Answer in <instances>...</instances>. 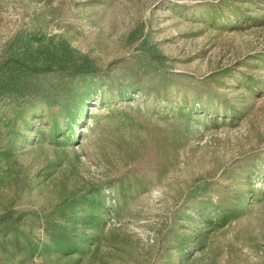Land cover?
<instances>
[{"label": "rangeland", "instance_id": "374dc122", "mask_svg": "<svg viewBox=\"0 0 264 264\" xmlns=\"http://www.w3.org/2000/svg\"><path fill=\"white\" fill-rule=\"evenodd\" d=\"M217 1L0 0V264H264V0Z\"/></svg>", "mask_w": 264, "mask_h": 264}, {"label": "trees", "instance_id": "16d2710c", "mask_svg": "<svg viewBox=\"0 0 264 264\" xmlns=\"http://www.w3.org/2000/svg\"><path fill=\"white\" fill-rule=\"evenodd\" d=\"M235 1L240 2V3L246 2V0H235ZM202 5L204 6V12H206V14L213 15L211 18L212 21H215L216 18H219V17L221 18L228 17L223 7L224 5L228 7V11H229L228 13H229V16L231 17V20L233 21L235 19L236 23L233 25L236 27L250 25V23H254L257 20L256 17L246 14V9H244L243 6H241L242 4H233V0H230L229 3L227 4H225L223 0H218L214 4L206 3ZM199 102H200L199 113L208 114L209 117H214V120H216L217 117L219 116L223 118H226V117L238 118L241 115L239 114L238 107L227 104V102H224V100H222L221 98L217 99V104L220 103L219 105L212 104L213 102H211V98L209 96L208 98H206L205 101L199 100ZM219 106L221 108V112L219 110ZM193 109H195L193 105L188 108L180 106L177 109V114H179L181 119L184 122H186V127H188L187 124L192 119V115L194 113ZM155 141L157 144L159 143V140L156 139ZM254 159H255V156H252L249 159V163L246 164L247 168H251V169L255 168ZM247 178L248 180H250V175H247ZM92 189H96V187L92 185ZM213 206H214V210H220V212L222 213V218L224 222L237 218L241 214L240 212H238L237 207L233 206L230 200L226 197L218 198L213 204ZM73 218L75 220H73L71 224H68L67 219L62 220V225L61 224L59 225L60 226L59 230L52 232V234H50L51 242L57 245L59 249H64L66 251H74L77 249V246H76L77 238L74 237L73 234L68 233L67 231L71 227H75L74 225L80 222L77 215H72L71 219ZM9 232H17V229H15L13 225L11 226L6 225L4 226V229L2 230V232L0 233L8 234ZM45 246L47 247L48 245H45Z\"/></svg>", "mask_w": 264, "mask_h": 264}]
</instances>
